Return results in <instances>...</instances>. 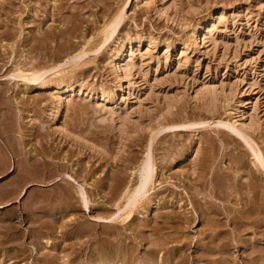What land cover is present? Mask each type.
Returning <instances> with one entry per match:
<instances>
[{"label": "rangeland", "instance_id": "1", "mask_svg": "<svg viewBox=\"0 0 264 264\" xmlns=\"http://www.w3.org/2000/svg\"><path fill=\"white\" fill-rule=\"evenodd\" d=\"M0 36V264H264V0H0Z\"/></svg>", "mask_w": 264, "mask_h": 264}, {"label": "bare ground", "instance_id": "2", "mask_svg": "<svg viewBox=\"0 0 264 264\" xmlns=\"http://www.w3.org/2000/svg\"><path fill=\"white\" fill-rule=\"evenodd\" d=\"M55 3V2H54ZM51 16V15H50ZM62 16V15H61ZM121 16H123V15H121ZM118 18H119V16H118ZM51 19H52V17H51ZM68 19V18H67ZM114 20V19H113ZM116 21H117V19H116ZM119 21H121V20H119ZM122 21H123V19H122ZM66 22V21H65ZM67 25H68V22L66 23ZM117 25L119 24V22L118 23H116ZM114 25H115V23H114ZM67 27H69V26H67ZM200 27V26H199ZM60 30H58L59 31V33H60V31H62L61 30V28H59ZM62 29H65V25H64V28H62ZM57 31V32H58ZM63 32V31H62ZM64 32H68V30L67 31H64ZM54 34H55V32H53ZM58 33V34H59ZM199 34H201V37L203 38V40H206V38H207V36H208V32H207V28H206V26L203 24V25H201V27H200V30H199ZM199 34H197V35H199ZM38 35V34H37ZM47 35H48V33H47ZM60 35V34H59ZM39 37H43L42 35H38ZM44 36H46L45 34H44ZM51 36H53V35H51ZM55 36V35H54ZM57 36V35H56ZM65 36V35H64ZM63 35H62V37H64ZM1 37V36H0ZM61 36H59V38H60ZM61 37V38H62ZM61 38H60V40H61ZM34 40V39H33ZM37 39H35V41H36ZM45 40V39H44ZM59 40V39H58ZM32 41V40H31ZM34 41V42H35ZM46 41V40H45ZM45 41H42V42H45ZM37 42V41H36ZM39 43V42H38ZM143 42L142 41H140V39H139V41L136 43V45L138 44L139 46H141V44H142ZM31 44V43H30ZM33 44H35V43H33ZM39 44H41V43H39ZM60 44V43H59ZM130 45H133V43H131ZM38 46V45H37ZM36 46V47H37ZM150 46H152V43H150ZM10 47V46H9ZM38 47H40V46H38ZM46 47V46H45ZM44 47V48H45ZM61 47V46H60ZM46 49H47V47H46ZM130 51H131V54H127L126 53V50L125 51H123L122 53H120V51H119V55H118V57L116 58L117 59V63L115 64L116 66H114V67H116L115 69L117 70L116 72H118L117 74H119V73H121V75L122 76H126L129 72H130V70H131V68L134 66V63H135V56H134V51H133V47L131 46L130 47ZM39 50V49H38ZM37 50V51H38ZM44 50V49H43ZM42 50V51H43ZM48 51V50H47ZM29 52L31 53V51L29 50ZM41 52V51H40ZM46 52V51H45ZM26 53H28V52H26ZM22 54V53H21ZM26 55H28V54H26ZM30 55V54H29ZM36 55V54H35ZM34 55V56H35ZM38 55V54H37ZM6 56V55H5ZM40 56H41V54H40ZM55 56V55H54ZM3 57V56H2ZM9 57V56H8ZM29 57V56H28ZM30 58V57H29ZM33 58V56L30 58V59H32ZM40 58V57H39ZM56 59V58H55ZM34 60V59H33ZM37 60V59H36ZM28 61V60H27ZM44 61V60H43ZM30 62V61H29ZM28 63V62H27ZM26 63V64H27ZM34 64L33 62H30V64ZM6 64V63H5ZM7 64H8V62H7ZM15 64V63H14ZM25 64V65H26ZM29 65V64H28ZM36 65H37V63H36ZM7 66V65H6ZM16 66V65H15ZM33 66V65H32ZM12 68V67H11ZM16 68V67H15ZM23 67H19L18 68V71L16 72V73H14V74H12L11 76L12 77H15V76H18V75H20V74H25V73H28V72H26L24 69H22ZM25 68V67H24ZM27 68V67H26ZM30 68L31 67H29V71H30ZM51 70H53V69H51ZM2 71V70H1ZM34 71V70H33ZM50 72V70H46V71H37V72H32V75H29V76H25V80H27L26 82H37V81H39L40 79H41V77H44V76H47V74ZM57 72H59V71H57ZM8 74V73H7ZM10 74V73H9ZM30 74V73H29ZM21 76V75H20ZM40 84V83H39ZM65 84H67V83H65ZM74 84V83H73ZM27 85V84H26ZM58 86V85H57ZM56 86V91L57 92H59V90H61V84L59 83V86L57 87ZM68 86V85H67ZM69 86H71V85H69ZM40 88H41V90H46V86L45 85H41L40 86ZM28 89V88H27ZM40 90V91H41ZM73 90V89H72ZM7 91H8V89H7ZM53 91V90H52ZM69 91V90H68ZM121 91H123L122 90V88H121ZM71 92V91H70ZM110 92V91H109ZM20 93V92H19ZM61 93H62V91H61ZM66 93V92H65ZM71 93H73V92H71ZM103 93H105V92H103ZM53 94V93H52ZM107 94V93H106ZM105 95V94H104ZM103 95V96H104ZM16 96H17V94H16ZM113 96V95H112ZM19 97V96H18ZM20 98H22V97H20ZM109 98H111V95L109 94H107L106 95V99H107V102L109 101ZM112 99H114L113 97H112ZM60 101H62V100H60ZM111 101V100H110ZM19 102V101H18ZM60 104V103H59ZM105 107V106H104ZM60 111V110H59ZM58 116V115H57ZM57 119V118H56ZM236 123V121L234 122V124ZM0 135H1V133H0ZM6 136V135H5ZM34 136H36V135H34ZM4 141V140H3ZM5 142V141H4ZM10 144V143H9ZM11 146V145H10ZM8 147V146H7ZM9 148V147H8ZM2 156V155H1ZM4 165V164H3ZM20 165V164H19ZM3 168V167H2ZM2 171V170H1ZM72 180H73V178L72 177H70ZM74 181H75V179H74ZM87 184V183H86ZM91 184V183H90ZM257 188V187H256ZM218 189V188H217ZM217 193V192H216ZM258 196H256V198H257ZM217 198V197H216ZM257 200H258V198H257ZM256 200V201H257ZM242 201H244V200H242ZM244 202H246V201H244ZM238 203V202H237ZM248 203V202H247ZM262 203V202H261ZM263 204V203H262ZM238 205H240V204H238ZM246 205V204H245ZM248 205V204H247ZM259 205V204H258ZM230 207V206H229ZM229 207H228V209H229ZM259 207V206H258ZM261 207V206H260ZM239 208V207H238ZM241 208H243V207H241ZM240 208V209H241ZM245 208V207H244ZM248 208V207H247ZM250 209V208H249ZM236 210H239V209H236ZM244 210V209H243ZM245 211V210H244ZM249 211V210H248ZM247 211V212H248ZM257 211H258V209H257ZM207 212V211H206ZM246 212V211H245ZM239 213V212H238ZM256 212H254V214H255ZM260 213V212H259ZM209 214V213H208ZM208 214L206 213V215L208 216ZM214 214V213H213ZM258 214V213H257ZM211 215V214H210ZM240 215V214H239ZM212 216V215H211ZM238 216V215H237ZM261 216V215H260ZM213 217V216H212ZM259 217V216H258ZM256 218V220H257V217L254 215V219ZM259 218H261V217H259ZM217 219V218H216ZM238 219V218H237ZM253 219V217H251V216H246L244 213H243V215H242V218H240L239 217V219H238V221H232L233 223H234V225L235 224H238V225H236V226H234V227H238V226H244L245 225V227H249V225H251L252 226V223H253V221H256V220H254ZM207 220V219H206ZM210 220V219H209ZM218 220V219H217ZM216 220V221H217ZM196 221V220H195ZM208 221V220H207ZM260 221V220H259ZM209 223H211L210 221H208ZM212 222H213V220H212ZM215 222V221H214ZM218 222V221H217ZM216 222V223H217ZM229 223V222H228ZM255 224H256V222H254ZM260 223V222H259ZM259 223H257V224H259ZM214 224V223H213ZM248 224V226H246ZM211 225V224H210ZM218 225H219V223H218ZM232 225V224H231ZM215 226V225H214ZM250 226V227H251ZM260 226V225H259ZM264 226V225H263ZM206 227V226H205ZM245 227H242V229L243 228H245ZM249 227V228H250ZM214 228V227H213ZM233 228V227H232ZM252 228H255V230H256V227L254 226V227H252ZM251 228V229H252ZM37 229V228H36ZM40 229V228H39ZM215 229V228H214ZM248 229V228H247ZM246 229V230H247ZM38 230V229H37ZM211 230H212V228H211ZM216 230H217V227H216V229L214 230L215 232H216ZM233 230H235V229H233ZM252 230H254V229H252ZM254 230V231H255ZM257 230H258V228H257ZM256 230V231H257ZM262 230V229H261ZM36 231V230H35ZM34 231V232H35ZM40 230H38V234H40V232H39ZM213 231V232H214ZM220 231V230H219ZM224 231V230H223ZM222 230H221V232L219 233V236H220V234L223 232ZM253 231V232H254ZM217 232H218V230H217ZM234 232V231H233ZM232 232V233H233ZM238 233V230H236L234 233ZM241 232V231H240ZM31 233V232H30ZM231 233V234H232ZM256 233V232H255ZM261 233L262 232H260V235H261ZM263 233H264V230H263ZM42 234V233H41ZM44 234V233H43ZM214 234V233H213ZM226 234H227V232H226ZM226 234H225V232H224V235L222 234L221 235V237L222 236H224V238H225V236H226ZM228 234H230V233H228ZM257 234H259L258 232H257ZM36 235H37V232H36ZM120 235V234H119ZM118 235V236H119ZM211 235V234H210ZM233 235V234H232ZM39 236V235H38ZM41 236V235H40ZM212 236V235H211ZM211 236H209V237H211ZM213 236H217V238H218V235H213ZM213 236H212V238H213ZM236 236V235H235ZM262 236V235H261ZM10 237V236H9ZM31 237V236H30ZM221 237H219L220 238V240L218 239V241L220 242L221 241ZM238 237H240V236H238ZM207 238V237H206ZM223 238V237H222ZM229 238V237H228ZM264 238V237H263ZM33 239V238H32ZM31 239V240H32ZM207 239H211V238H207ZM232 240H233V237H232ZM116 241V240H115ZM119 241V240H118ZM123 241H124V239H123ZM208 241V240H207ZM214 241V240H213ZM217 241V240H216ZM234 241V240H233ZM120 242V241H119ZM218 242V243H219ZM223 242H226L225 240L223 241ZM47 243H49V241H47ZM118 243V242H117ZM116 243V244H117ZM128 243V242H127ZM209 243H211L210 241H209ZM213 243V242H212ZM35 245V244H34ZM119 245V244H118ZM121 245V244H120ZM123 246V245H122ZM167 246V245H166ZM41 247H42V245H41ZM116 247V246H115ZM120 247V246H119ZM185 247V246H184ZM224 247V246H223ZM37 248V247H36ZM127 248V247H126ZM130 248H131V246H130ZM23 249V248H22ZM123 249V248H122ZM132 249V248H131ZM222 249V248H221ZM19 250V249H18ZM38 250V249H37ZM133 250V249H132ZM162 250H163V248H162ZM225 250V249H224ZM227 250V249H226ZM225 250V251H226ZM24 251H25V249H24ZM23 251V252H24ZM103 251V250H102ZM116 251H118V250H116ZM138 251V250H137ZM160 251V250H159ZM180 251V250H179ZM222 251V250H221ZM254 251V250H253ZM100 252V251H99ZM258 252V251H257ZM256 252V253H257ZM19 253V252H18ZM108 253H110V252H108ZM158 252H157V250L155 249V250H151L150 251V258L149 259H147V260H143V262L142 261H139L138 259L137 260H135L136 258V256H138V255H136L135 257L133 256V255H130V252L128 253L127 251H123L122 253H121V256H120V260L119 261H117V258H112L111 260L112 261H108L107 262V260H106V262L108 263V264H164V258L162 259V262H160V263H157V261L155 260V257H156V254H157ZM116 254V253H115ZM119 254V253H118ZM255 254V253H254ZM135 255V254H134ZM158 255H159V253H158ZM253 255V254H252ZM251 255V256H252ZM257 255V254H256ZM99 256V255H98ZM124 256V257H123ZM160 256V255H159ZM206 256V255H205ZM259 256V255H258ZM7 257V256H6ZM145 257H148V256H146L145 255ZM248 257H249V255H248ZM142 258V257H141ZM140 258V259H141ZM160 258V257H159ZM256 258H257V256H256ZM100 260V259H99ZM224 261H225V259H223ZM248 261H250V258H249V260ZM105 262V261H104ZM104 262H102V263H93V264H105ZM216 262V261H215ZM168 263V262H167ZM174 263V262H173ZM210 263V262H209ZM212 263V262H211ZM214 263V262H213ZM218 263V262H217ZM225 263H226V261H225ZM248 263V262H247ZM15 264V263H14ZM67 264V263H66ZM91 264V263H90ZM180 264V263H179ZM222 264H223V262H222ZM259 264H261V263H259Z\"/></svg>", "mask_w": 264, "mask_h": 264}]
</instances>
